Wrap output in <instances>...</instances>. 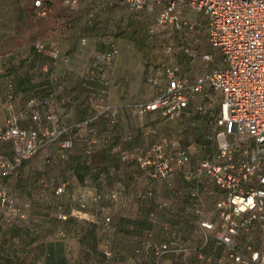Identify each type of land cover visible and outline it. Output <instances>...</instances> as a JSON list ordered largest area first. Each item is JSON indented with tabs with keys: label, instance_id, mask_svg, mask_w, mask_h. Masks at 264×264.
<instances>
[{
	"label": "rangeland",
	"instance_id": "1",
	"mask_svg": "<svg viewBox=\"0 0 264 264\" xmlns=\"http://www.w3.org/2000/svg\"><path fill=\"white\" fill-rule=\"evenodd\" d=\"M42 1L47 7L45 14L39 13L34 6V0H0V126H4L6 120L13 116H18V123L25 122L23 119L20 120L21 114L22 118L24 116V113L20 112L25 106L23 99L18 95L12 102L8 101L4 81L5 77L14 80L19 92L20 78L26 70L25 67H28L27 75L39 84L31 93L38 95L48 90L52 93L57 91L63 93L56 97L61 96L65 101L62 102L59 98L55 103H51L49 97L41 101L40 106L44 112L55 113L60 124L68 127L69 130L62 136L61 141L71 139L73 144L71 147H63L58 142L41 147L31 158L23 161L13 174L0 180V184L8 189L16 207L24 215L23 218L15 220L21 228L20 237L9 240L8 226L1 227L0 246L4 247L3 252L9 254L12 262L3 259L0 262L229 264L230 258L226 247L220 245L215 238L220 221L214 210L215 202L210 198L188 196L193 200L196 198L197 206L190 205L182 213L178 210H156L152 215L142 218L144 223L140 225V230L130 233L129 227L134 203H140L144 208L148 205L152 195L149 187L155 194L154 199L161 201L163 196L160 192L165 183H169L171 188L181 185L177 176L167 181L152 180L136 167L134 155L162 136L176 138L188 151L191 162L209 155L215 148L212 127L219 114L220 95L204 87L202 93L191 97L190 107L196 103L204 104L207 109L204 114L191 111L189 115L172 121H163L155 115H147L139 120L132 114V106L150 99L154 94L153 87L145 80V73L142 78L131 79L123 69L117 80L112 81L120 47L132 58L142 61L146 68L148 65L157 67L162 65L165 60L162 54L163 47L169 45L176 48L181 44L187 45L196 53L192 61L181 51L173 53L171 58L179 65L181 73L189 83H192L201 71L219 66L221 56L219 51L207 42L204 21L196 20L197 24L190 32L178 34L170 29H161L148 36L147 29L153 23L155 9L139 13L129 12L121 0H79L76 7L64 4L63 0ZM106 1H111V4H105ZM90 14L92 18L89 24ZM82 39L85 41L82 42ZM36 40H43L46 45L45 51L29 64H23V59L28 58L32 52V44ZM108 41L116 43L118 54L111 69L106 70L103 67L101 69L110 80L108 90L118 89L123 93L120 98L114 97L117 101L115 104H112V101L109 104L118 107L119 112L121 108L123 124L137 128L138 123L142 121L154 131L150 135L141 131L142 146L132 147L130 142L133 137L120 145L128 157L127 164L118 160L117 147L114 143L111 145L112 152L103 160L98 157L96 163L91 166L95 170L91 168L88 170L85 166L88 156L93 155L94 150L100 149V146L89 143L91 136L88 135L94 133L99 136L100 132L95 127L92 128L94 131L70 128L83 118L68 126L65 117L59 116L56 109L75 110V118L81 115L82 109L89 112L90 102L100 89L98 78L100 73L94 65L93 56L103 51ZM67 44L70 45L69 51L61 54L63 45ZM82 49L85 51L83 57ZM203 54L210 55V60H202ZM57 59L67 64L66 69L69 72L67 78L60 80L55 75L56 70H51L52 62ZM45 64L48 65L47 71L41 70ZM203 94L209 95L210 102H207ZM119 116L117 123L120 121ZM102 127L110 129L105 124ZM121 133L132 136L129 132ZM0 149L8 158L13 157L14 149L11 142H0ZM117 167L121 168L119 172H115ZM190 167L189 162L181 170ZM72 168L77 169L79 173L72 172ZM117 181L121 183L122 190L115 199L110 200L108 192L114 189V183ZM201 181L213 185L206 178ZM62 183L65 184L64 192L57 196L54 190ZM142 189L143 191L136 195V191ZM80 193L91 195L88 196L84 207H80L79 204ZM95 194L99 196L96 199ZM200 199L202 205L199 204ZM58 211H62L66 218H57ZM105 215L110 219L107 223L103 221ZM201 220L210 221L213 228L201 227L199 224ZM147 221L152 223L153 227L147 228ZM160 243H172L170 245L172 250L161 255L155 254L154 248ZM234 244L241 253L246 252L247 245L264 252V222L240 232ZM106 252L109 255L106 256Z\"/></svg>",
	"mask_w": 264,
	"mask_h": 264
},
{
	"label": "built area",
	"instance_id": "2",
	"mask_svg": "<svg viewBox=\"0 0 264 264\" xmlns=\"http://www.w3.org/2000/svg\"><path fill=\"white\" fill-rule=\"evenodd\" d=\"M63 2L70 7L79 4V0ZM106 2L105 4H111V1ZM121 2L133 13L155 9L153 23L147 29L148 36L161 29H170L178 34L190 32L197 24L196 20L204 21L207 42L219 51L221 64L201 71L195 80L189 83L171 57L173 53L181 51L192 61L196 55L195 50L184 44L176 48L169 45L163 47L165 60L162 65H148L145 68V80L153 87L154 94L150 99L134 104L132 114L141 120L154 113L163 121H172L189 115L191 111L199 114L206 112V107L201 103L190 107L191 97L202 93L204 87L220 95L219 114L212 127L215 148L209 155L196 159L192 175L196 179L206 178L222 194V198L214 204L220 221L215 238L226 247L229 264H264L263 251L247 245L246 252L241 253L234 244L240 232L264 222V0ZM34 6L40 14L47 11L42 0H34ZM91 16H88L89 24ZM84 41L85 39H82V42ZM34 49L42 52L46 45L43 41L36 40ZM117 54L116 43L108 41L106 48L93 56L94 65L100 73V89L90 102L91 114L70 128L94 131V124H98L103 118L105 125L110 127L107 129L108 134L113 133L112 127L117 123L119 108L107 103L105 99L110 80L101 68L111 69ZM201 59L208 61L210 55L203 54ZM41 70L47 71L48 65H43ZM59 93L51 92L53 103L58 101L56 96ZM203 95L207 102H210L209 95ZM16 97L12 81L7 77L6 98L12 102ZM60 100L65 101L62 97ZM27 104L30 107L28 125H20L18 116H13L6 120L4 126H0V142L9 141L14 149L11 159L0 149V180L13 174L22 161L31 158L41 147L58 142L63 147H71L73 144L71 139L61 141L69 129L60 124L55 113L47 111L42 115L36 97H30ZM140 130L146 135L154 131L142 121ZM94 135L93 133L89 139L93 146L108 143V136ZM130 138L131 136L126 134L117 136L116 147L120 161L127 158L120 145ZM190 160L188 151L176 138L164 136L152 141L134 155L136 167L159 181L169 180L174 173L182 171ZM64 186V183L58 185L54 194L60 196L64 192ZM120 190L122 185L117 181L114 183V189L108 192V198L115 199ZM88 196L91 195L80 193V207L85 206ZM94 197L96 199L99 196ZM23 217L8 189L0 184V224L9 226ZM57 218L65 219L66 215L58 211ZM109 220L108 215L103 216L105 223ZM199 224L205 229L213 228L208 220H201ZM171 244L160 243L154 248V253L161 255L172 250ZM105 254L109 255L108 252Z\"/></svg>",
	"mask_w": 264,
	"mask_h": 264
},
{
	"label": "crops",
	"instance_id": "3",
	"mask_svg": "<svg viewBox=\"0 0 264 264\" xmlns=\"http://www.w3.org/2000/svg\"><path fill=\"white\" fill-rule=\"evenodd\" d=\"M68 45L69 44H67L65 46L63 45L64 48L61 49V54H64V52L69 51L70 45L69 46ZM61 47H62V45H61ZM83 53H85V51L82 49V51H81L82 57H83ZM81 54H79L78 56L81 57ZM141 62L142 61H140L139 59L137 61L135 58H132V56H129L127 54V52L125 53V50L123 48L121 49V47H120L119 54H118V57L116 59V64L114 65L112 81L117 80V76H119L120 72H122L123 69L126 71V74H128L131 77V79H136L137 77L142 78L143 74L145 73V66ZM66 66H67V64L61 63L59 61V59H57V60L52 62L51 70L52 71L56 70L55 75L58 79L61 80L62 78L64 79V78L68 77L67 74H69V72L67 71ZM115 85L117 86V84H115ZM113 88H115V86H113ZM147 90H148V87H147ZM107 92H108L107 93L108 95L105 99L107 100L108 103L109 102L111 103V101H112V104H115V102H117V101H115V98H114L115 96H118V98H120V96L123 94L122 91L118 90V89L115 91L114 90L113 91L108 90ZM28 93L29 92L24 93V95H23L24 99L27 97ZM37 97L39 100L43 101V100L49 98V93H48V91L47 92L44 91V92L38 93ZM23 102L25 105L26 101L23 100ZM76 108H79V107H76ZM82 110H81V115H79V116L77 115V118H75V115H74V113L76 111L75 110L72 111V109H67V110L56 109V112L59 116L65 117L64 118L65 123H67L69 126V125H73L77 121V119L78 120L82 119L88 114V111L85 112L84 109H82ZM20 112L24 113L23 120H25V122L20 121V124L23 126H26L27 122L29 124V119L27 116V113H28L27 108L24 106L22 111H20ZM119 114H120V116H119L120 121H118L117 125L114 127V130H112L113 131L112 134H108L106 127H102V125H99V124L95 125V129L96 130L98 129V131L100 132L98 137L108 136V139L113 140L114 139L113 136H114L115 132H118V133L129 132V133H131V135L133 137V139L131 140L132 142H130L131 146L132 147H133V145L142 146L143 142H142V137H141V134H142L141 130L138 128H134L132 125L127 126L126 124L122 123V119L124 120V118L121 117V114H122L121 108H120ZM151 115H155V114L150 113L148 116H151ZM4 116H6V113L4 114ZM98 126H100V127H98ZM147 135H150V134H147ZM88 136H91V134ZM148 137H150V136H148ZM89 139H90V137H89ZM195 161H196V159L192 160V162L190 161V163H191L190 169H186V170H183L180 172H176L174 174V176H172V177L177 176L178 180L181 183L180 186L171 188L172 186L169 187V183H165L166 185H164L162 187V190L160 192L161 195L163 196L161 198V201L154 199L155 194L151 191V188L149 187L148 190L152 193V195H151L150 199L148 200V202H149L148 205L145 206V208H144V206L142 204L137 203V202L134 203V207L132 208L133 209V215L129 219L130 233H135L137 230H140L141 229V228H139L140 225H142L144 223V220H142V218H146V216L152 215L153 212H155L156 210H161V211H173V210L176 211V210H178V212L182 213V211L186 210L187 207L190 205L197 206L198 202H196V198L193 200L192 198H189L188 196L199 195V196H202L203 198L204 197L210 198L213 202H216L217 200L222 198L221 192L214 185H209V184L205 183L206 181L204 183H203V181H201V180H204V177H202L200 179H196L193 177L192 173H193L194 168H195ZM120 169H121L120 167H117L115 172H119ZM71 170H72V172L79 173L77 171V169H75V168H72ZM83 174H85V172H83ZM152 180L157 181L156 179H153V178H152ZM142 191H143V189L137 190L136 195H138ZM145 191H147V190H145ZM157 197H158V195H157ZM192 200L195 201V203L192 202ZM199 204L202 205L201 199H200ZM142 211H144V212H142ZM143 214L145 215V217ZM151 227H153V224L147 221V228H151ZM134 238H137V237L134 236ZM220 245L224 246L221 243H220Z\"/></svg>",
	"mask_w": 264,
	"mask_h": 264
},
{
	"label": "trees",
	"instance_id": "4",
	"mask_svg": "<svg viewBox=\"0 0 264 264\" xmlns=\"http://www.w3.org/2000/svg\"><path fill=\"white\" fill-rule=\"evenodd\" d=\"M41 41H43V40H41ZM34 43H35V41L33 42V44H32V52L29 54V56H28V58L26 59V58H24L23 60V64L25 63V64H29L31 61H34L36 58H38L39 56H40V54H43V52L45 51H42V52H37L35 49H34ZM26 59V60H25ZM25 69L26 70H24V74H22V78H20V83H21V87H20V89H19V92H17V89H16V84H15V82H14V80H12V79H10L11 81H12V85H13V92L16 94V96H18L19 95V97L20 98H22L23 100H25L26 102H25V107L27 108V116H28V119H29V117H30V107L28 106V104H27V101H28V99L30 98V97H36V99H37V102H38V109L40 110V112H41V114L42 115H44L46 112H44V110L41 108V106H40V102H41V100H39L38 99V95H36V94H33V93H31V91L32 90H36V88H38L37 86L39 85L38 83H35L34 81H32V79L30 78L31 76L29 75H27V73H28V71H27V69H28V67H25ZM30 74V73H29ZM6 78L7 77H5V83H4V86H5V90H6ZM49 91H51V90H48V93H49V97H50V94H51V92H49ZM25 92H29L28 93V95H27V97L24 99V97H23V95H24V93ZM47 92V91H46ZM41 93V92H40ZM60 94H63L62 92H60ZM59 98H61V96H58L56 99L58 100ZM43 102V101H42ZM51 103H53L54 101H50ZM91 112H92V109H89V112H88V114L84 117V118H86L88 115H90L91 114ZM21 113H19V115H20ZM83 118V119H84ZM20 119H23L22 118V114H21V117H20ZM101 123H103L102 124V126H104V124H105V121H104V119L102 118V119H100V122L98 123V124H101ZM98 124H94V126L95 125H98ZM106 126V125H105ZM116 126V125H115ZM114 126V127H115ZM114 127H112L113 128V130H114ZM137 128L139 129L140 128V123H138V125H137ZM106 129H107V127H106ZM122 133H118V132H115L114 133V136H113V140H111V139H108V143L107 144H102V145H97V146H100V149H97L96 151L94 150V153H93V155H91V156H88V160H87V162H86V167H87V169L89 170L90 168H91V166L93 165V164H95L96 162V159L98 158V157H100V159L101 160H103L104 159V157H106L107 156V154L108 153H111L112 152V150H111V148H112V144H114L115 143V145H116V142H117V136L118 135H121ZM131 138H132V136H131ZM113 142V143H112ZM120 149H122V148H120ZM117 152V158H118V160L120 161V158H119V155H118V151H116ZM97 154V155H96ZM25 161V160H24ZM23 162V161H22ZM121 163H123V164H127L129 161H128V157L126 158V160L125 161H120ZM92 169V168H91ZM92 170H95V169H92ZM99 173H100V171H99ZM19 220V219H18ZM1 227H2V225L0 224V233L2 232V230H1ZM8 232H9V240H13L14 238H16V237H20V235H21V228L17 225V223H16V221L15 222H13L11 225H9L8 226ZM4 251V247H2V246H0V261H2V259L5 261L6 260V262H12V260H11V258H10V256H9V254H7V253H4L3 252ZM0 264H2L1 262H0Z\"/></svg>",
	"mask_w": 264,
	"mask_h": 264
}]
</instances>
